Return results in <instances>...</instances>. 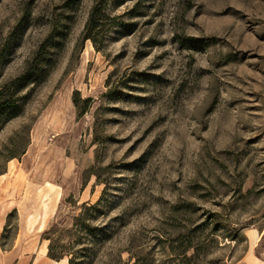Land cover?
Masks as SVG:
<instances>
[{
	"label": "rangeland",
	"instance_id": "rangeland-1",
	"mask_svg": "<svg viewBox=\"0 0 264 264\" xmlns=\"http://www.w3.org/2000/svg\"><path fill=\"white\" fill-rule=\"evenodd\" d=\"M263 225L264 0H0V264H264Z\"/></svg>",
	"mask_w": 264,
	"mask_h": 264
},
{
	"label": "trees",
	"instance_id": "trees-1",
	"mask_svg": "<svg viewBox=\"0 0 264 264\" xmlns=\"http://www.w3.org/2000/svg\"><path fill=\"white\" fill-rule=\"evenodd\" d=\"M98 11V4H95L90 12V15L88 17V20L85 24L84 28V39H92L91 37V31L98 26L99 20L97 18V12ZM105 190H103L102 195L100 198L93 204H82V210L81 212L74 218V227L78 232L81 234H84L86 236H92L94 234V227L92 226L91 220L92 214L99 212L101 206V202L103 200ZM89 212H92L91 214ZM82 237V235H81ZM75 241V240H74ZM48 253L51 256H54V244L53 242L49 245V251ZM62 252H59L57 254H60ZM69 259L68 264H76V256L74 252H68ZM58 257V256H55Z\"/></svg>",
	"mask_w": 264,
	"mask_h": 264
},
{
	"label": "crops",
	"instance_id": "crops-1",
	"mask_svg": "<svg viewBox=\"0 0 264 264\" xmlns=\"http://www.w3.org/2000/svg\"><path fill=\"white\" fill-rule=\"evenodd\" d=\"M263 242H264V225L258 231L251 230L250 236H249V253L253 255L257 247L260 244H263Z\"/></svg>",
	"mask_w": 264,
	"mask_h": 264
},
{
	"label": "bare ground",
	"instance_id": "bare-ground-1",
	"mask_svg": "<svg viewBox=\"0 0 264 264\" xmlns=\"http://www.w3.org/2000/svg\"><path fill=\"white\" fill-rule=\"evenodd\" d=\"M57 195H58V193H57ZM55 196V202H57V200H58V196ZM48 197H47V199H45L46 200V202L44 203V206H42L43 208V210H42V214H40V221H39V229L41 230L42 229V227H43V224H44V220H45V218H46V216L48 215V213L50 212V211H52V208L49 206V202H48Z\"/></svg>",
	"mask_w": 264,
	"mask_h": 264
}]
</instances>
